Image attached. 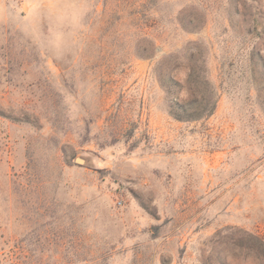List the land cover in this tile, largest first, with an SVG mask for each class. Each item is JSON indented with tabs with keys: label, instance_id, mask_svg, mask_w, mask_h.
Returning a JSON list of instances; mask_svg holds the SVG:
<instances>
[{
	"label": "rangeland",
	"instance_id": "1",
	"mask_svg": "<svg viewBox=\"0 0 264 264\" xmlns=\"http://www.w3.org/2000/svg\"><path fill=\"white\" fill-rule=\"evenodd\" d=\"M260 241L264 0H0V264H264Z\"/></svg>",
	"mask_w": 264,
	"mask_h": 264
},
{
	"label": "trees",
	"instance_id": "2",
	"mask_svg": "<svg viewBox=\"0 0 264 264\" xmlns=\"http://www.w3.org/2000/svg\"><path fill=\"white\" fill-rule=\"evenodd\" d=\"M168 82H172V80L168 79ZM214 108L215 106L208 110L207 104L204 101L195 100L188 105L173 104L172 114L180 121H195L211 116L215 110ZM260 245H264L263 242L260 241Z\"/></svg>",
	"mask_w": 264,
	"mask_h": 264
},
{
	"label": "water",
	"instance_id": "3",
	"mask_svg": "<svg viewBox=\"0 0 264 264\" xmlns=\"http://www.w3.org/2000/svg\"><path fill=\"white\" fill-rule=\"evenodd\" d=\"M76 162L78 164H85V161L82 158H80V157L76 159Z\"/></svg>",
	"mask_w": 264,
	"mask_h": 264
}]
</instances>
